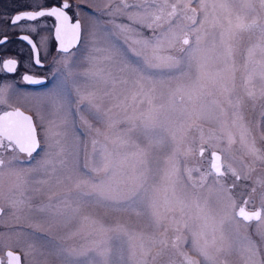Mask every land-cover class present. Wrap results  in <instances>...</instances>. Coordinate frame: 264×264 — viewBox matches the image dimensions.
<instances>
[{"label":"snow or ice","instance_id":"snow-or-ice-1","mask_svg":"<svg viewBox=\"0 0 264 264\" xmlns=\"http://www.w3.org/2000/svg\"><path fill=\"white\" fill-rule=\"evenodd\" d=\"M198 7H192L193 0H141V2L128 3L127 0H121L123 8H117L116 11L125 15L130 23L107 22L111 27L104 25L101 27L103 33L98 37L93 33L92 45L89 55L86 57L88 67L82 72L75 71L76 62L73 59L75 53H70L69 49L80 41L81 24L70 23L69 16L65 9L71 5L68 0H64L60 7H50L47 11H23L14 16L11 20L13 25L22 20L33 21L37 17L51 16L55 17L56 38L60 41V49L68 53V58L63 63L64 71L53 80L52 87L45 93L43 101L57 112L64 109L71 95L69 90V81H71L79 97L78 114L87 112L97 120H102L109 129L114 128L116 121L109 116L111 109L101 112L98 99L107 96L116 100L117 107L123 106L127 111L125 101L129 99L124 96L120 99V87H131V100L136 103H144L147 99L149 108L146 111H139L133 108V115L126 116V122L129 124L128 133L132 135H119L112 140L113 149L109 151L107 146H102L101 152L102 164L93 167L90 173H83L89 178L78 179L74 183V198L80 202H94L116 211H132L140 215L141 209L145 207V184L147 182V173L150 171V164L154 153L162 149L168 138L175 140V132L171 131L166 124L167 114L164 111L165 105H154L153 99L157 95L158 89L161 98L164 97L163 89L167 82L183 76L191 68L195 61L203 67L202 61L206 60L208 52H214L216 59L222 67L216 74L219 77L218 83L221 88V95L224 101L213 100V113H218L216 118L220 120L221 128L227 135L229 145L237 143L236 135L232 129L239 133V143L252 156L264 161V150L257 147L255 139L249 142L248 137L251 130L245 125L239 123L243 120L240 115V108L244 103V96L238 92L236 83V73L239 66L234 58L238 50L239 41L242 33L259 32L258 42L247 48V58L243 64L246 73L243 80V87L247 97H254L255 93L251 90L254 77L259 76L262 84L260 96L264 97V59L253 64V57L259 51L264 58V0H195ZM198 13L200 18L198 19ZM165 24L167 27L165 28ZM139 25L140 27H136ZM153 30L151 36H145L142 28ZM156 29H160L157 34ZM189 34L195 36V43L190 44ZM218 36V41H217ZM211 38V48L207 47L206 38ZM7 39V37H5ZM28 40L27 36L22 37ZM122 41V43H121ZM4 41L0 40V44ZM31 44V40H28ZM179 47L182 53L180 56L173 55V51ZM187 46V47H185ZM35 47V45H33ZM39 64V59L36 60ZM249 64L253 67L249 71ZM17 61L8 59L3 62V68L8 72L16 70ZM84 77V89L81 88L79 77ZM24 80L29 83H43L40 80H34L31 76H24ZM196 87H203L198 77L193 90ZM178 88L176 91H179ZM176 91H169V99L176 95ZM192 98V91L187 93ZM6 91L0 89V103H5ZM227 104L232 109L231 126H228V113L224 108ZM83 120L84 117L81 116ZM87 121H85L86 123ZM97 132L99 130L97 129ZM108 139V137H106ZM4 141L8 146L18 148L21 153H27L32 157L33 153L39 148V142L36 136V127L31 116L16 109L14 111H4L0 114V147L4 146ZM95 146L96 141H93ZM55 156L62 157L64 149L57 140ZM133 151H128V149ZM95 151V147H94ZM204 149L201 148L200 154L203 155ZM51 156V154H50ZM169 159H171L169 157ZM220 156L216 152L212 153L211 169L207 175H201L199 187H204L209 176L213 177L219 184L220 177L225 175L222 171ZM59 164L65 165V160L60 159ZM49 166L50 169H49ZM42 167L49 173V178H54L56 183H63L64 180H72L71 170L66 173L57 172L56 163L51 158L46 159ZM66 167V165H65ZM5 161L0 159V176H3ZM8 169L10 174L15 175L21 184L26 185L28 179L21 172L15 171L12 162H9ZM179 169L173 164L170 171H165L163 179L171 187L173 196L176 194V185L178 179H173ZM198 171V170H197ZM237 179H240L235 170L228 167ZM103 173V175H101ZM191 180V170L188 172ZM46 183L47 181H42ZM197 185L193 184V187ZM17 187H20L18 184ZM211 190V189H210ZM218 191H227L226 203L224 205V215L219 218L211 217V224L207 215L197 214L194 218L195 227L186 220H174L176 228L175 235L169 237L168 229L165 228L162 237L158 243L162 247V253L170 248L175 250V254L182 258V264H221L219 255L224 251L231 250V243L225 235V224L237 222V217L245 222L256 221L264 224V197L259 209L248 211L245 207L237 205L235 198L230 190L223 187ZM256 191L255 188L252 189ZM167 202V198H166ZM15 204H25L24 200L14 201ZM207 201H205V204ZM175 204L184 215L185 208L194 206L199 212H203L200 198L194 196L190 203L176 198ZM247 205L248 201L245 200ZM50 216L55 219L63 215L59 206L49 204ZM151 215L159 223V213L155 201L151 205ZM238 208V211L236 209ZM231 209V214H229ZM167 211H173L174 208L168 207ZM3 210L0 209V212ZM39 211H44L40 208ZM193 217L189 216V220ZM203 221L200 223V221ZM187 230L191 236L190 248L195 256L190 255L184 250V245L189 244L188 237L184 235ZM101 234L107 236L109 231H119V229H109L100 227ZM209 235L211 239H209ZM119 239V236L116 237ZM140 248L143 255H147L145 250L144 237L141 236ZM151 239V238H150ZM264 239V238H262ZM153 243L157 241H152ZM34 247V245H30ZM42 250L47 251L49 255H55L61 264H123L124 256L122 251L114 252L113 245L105 241L102 245L92 248L77 250L75 248L65 249L53 242L46 241L41 245ZM246 253L245 264H264V254L261 252L260 245L248 240L243 247ZM6 260L0 259V264H21V256L14 251L6 252ZM25 257L28 253H24ZM134 255V253H133ZM196 257H199L197 259ZM155 259V257H153ZM140 264H147L141 261Z\"/></svg>","mask_w":264,"mask_h":264},{"label":"rangeland","instance_id":"rangeland-1","mask_svg":"<svg viewBox=\"0 0 264 264\" xmlns=\"http://www.w3.org/2000/svg\"><path fill=\"white\" fill-rule=\"evenodd\" d=\"M94 2L98 4V12L89 15L90 22L86 32V40L88 41L86 46L90 44V47L94 32L100 37L103 35L102 26L111 27L107 22L130 23L125 15L116 11L117 8H123L121 0H94ZM127 2L135 3L141 2V0H127ZM192 7H198L195 0H193ZM5 13L3 10L0 11L2 30L5 29L4 19L7 16ZM197 18H200L199 13ZM136 27L139 28L140 26L137 25ZM141 30L145 36L153 34L152 29L145 27ZM159 31L160 29H156L157 34ZM258 36V31L242 33L234 58L239 66L236 73L238 92L244 96V103L239 110L243 120L239 123L251 130V135L248 137L249 142L254 138L257 147L264 150V97L260 96L262 82L259 76L254 77L251 90L255 95L252 98L247 97L243 87L246 73L242 66L247 58V48L258 42ZM189 40L190 44H194L195 36L189 34ZM206 40L207 47L211 48V38H206ZM86 46L84 44L82 47V61L77 69L78 73H82L88 67L84 53ZM179 47L178 45L173 51V55H182ZM261 59L264 58L257 51V54L253 57V64ZM202 63L203 67L194 61L185 75L167 82L166 87L163 89V98L160 97V90L158 89L157 95L153 99L154 105H165L166 124L171 131L175 132L176 138L172 140L169 137L166 145L154 153L145 184V207L141 209L140 215L132 211H116L94 202H80L74 198L72 193L74 192L76 180L89 178L84 176L83 173H90L93 177L95 176L91 170L93 167L102 164V146L106 145L107 149L111 151L113 149L112 140L115 139L117 134L136 135L135 133H128L127 130L130 126L125 118L133 115V108H136L137 113L146 111L149 108L147 99L142 104L134 103L131 100V87L121 86L120 99L123 100L124 96L129 97L125 101L128 106L127 111H125L123 106H116V100L100 93L102 98L98 99L97 102L100 104L101 112L110 108L109 116L117 122L115 127L111 129L102 120L93 118L97 127L90 124L92 117L87 116V120L85 118L82 120L81 116H84V113L87 112L78 114V101L74 100V96L70 95L68 97L64 109L59 112L52 109L43 100L34 99L31 106L36 112L39 123L43 125L45 148L39 154V160L33 165L21 164L12 158L9 159L8 156L6 157L4 174L0 176V201H6L11 206V213L6 219V223L24 220L23 226L26 229L12 228L0 231V246L12 245L21 248L23 264H61V261L55 255H49L47 251L42 250L41 245L46 241L53 242L65 249L75 248L78 251L102 245L107 241L113 245L114 252H123V264H140L141 261H146L147 264H182V258L175 254V250L170 248L171 240H169V249L163 253L162 247L158 243L165 228L168 229L167 235L170 238L175 235L176 224L174 220H186L195 227L196 221L194 218L197 214L207 215L210 224L211 217L219 218L224 215V205L227 202L228 192L218 191L221 187L230 190L238 207L243 206L251 209L257 205H262V197H264V161L255 158L241 146L239 133L234 128L232 131L236 135L237 143L228 144L227 135L221 128L220 120L216 118L218 113L210 111L213 100L224 101L220 85L213 83L214 80H219L216 74L222 65L216 59L214 52H208L206 60ZM253 64H249V71ZM198 77L203 87H196L193 90V85ZM79 81L83 90L84 77L80 76ZM178 88L180 90L176 91ZM169 91H176V95L171 99L168 96ZM189 91H192V98L187 95ZM223 106L228 115L220 119H227L230 127L233 110L227 104ZM85 121L87 122L85 123ZM97 129L99 132H97ZM80 131L89 132L87 139H85V135L79 134ZM57 140L64 149L62 157L55 156ZM93 141H96L95 146ZM201 148L204 149L203 155L200 154ZM128 151H133V149L130 148ZM217 151L222 153L225 175L220 177L219 184L215 182L213 177L209 176L204 187H199L201 175H207L212 171V153ZM49 158L56 163L58 174L71 170L72 180H64L63 183L58 184L54 178L50 179L49 173L42 167L44 161ZM60 159L65 160L66 167L58 163ZM9 162H12L15 171L21 172L27 177L28 183L26 185L21 184L15 175L10 174ZM173 164L179 169L177 175L173 177V179H178L175 197L172 194L171 187L163 179L165 171H170ZM229 166L235 170L240 179H237L231 171H227ZM189 170H191V180L188 176ZM18 184L20 187H17ZM193 184L197 186L193 187ZM253 188L256 189L255 192L252 191ZM194 196L200 198L203 212H199L198 209L192 206L185 208L184 215H182L179 206L175 204L176 198L190 203ZM20 200H24L26 203L14 205V201ZM245 200L248 201L247 205L244 204ZM153 201H155L159 213V223L151 215V208L148 207ZM205 201H207L206 204ZM49 204L59 206L63 215L52 219L49 209L46 207ZM168 207H172L174 210L167 211ZM40 208H44V211H39ZM228 211L231 214V209ZM236 211H238V208ZM189 216L193 219L189 220ZM237 220H239V223L233 221L226 223L224 226L225 235L232 247L231 250L224 251L219 255L221 264H245L244 245L247 244L249 239L257 244V240L252 239V235L255 233L252 231L257 228H264V224L259 225L256 223L253 226L239 217H237ZM26 221L33 226L31 231L27 230ZM202 222L201 220L200 223ZM101 226L109 229H119V231H109L105 236L99 230ZM184 235L189 240V244L183 246L184 250L195 256L190 248L191 236L186 229ZM117 236H119L118 240L116 239ZM141 236L145 238V250L148 251L146 256L143 255L139 246ZM208 238L211 239V236L209 235ZM153 240L157 242L153 243ZM30 245H34V247H30ZM25 252L28 253L27 257L24 255ZM261 252L264 254V248L261 249ZM196 258L199 259V257Z\"/></svg>","mask_w":264,"mask_h":264},{"label":"flooded vegetation","instance_id":"flooded-vegetation-1","mask_svg":"<svg viewBox=\"0 0 264 264\" xmlns=\"http://www.w3.org/2000/svg\"><path fill=\"white\" fill-rule=\"evenodd\" d=\"M64 0H0V11L6 12L7 15L4 19L5 29L2 30L0 24V40L4 42L0 44V89H5V103H0V114L4 111H14L19 109L26 115L31 116L36 127V136L39 142V148L33 153L32 157H29L27 153H21L18 148L9 147L8 142L4 141V146L0 147V159L6 160L14 159L18 163L33 165L39 160V154L45 148V138L43 125L39 123L36 112L31 106V102L34 99L40 101L43 100L45 93L52 87L53 80L56 76L60 75L63 69V63L68 58V53H64L60 49V42L56 38V25L57 21L55 17L44 16L37 17L36 20H22L13 25L11 20L14 16L23 11H47L50 7L62 6ZM71 5L69 9H65L69 16L70 23L74 24L77 20L81 24L80 41L69 49L70 53H75L73 59L76 62L75 71L82 61V47L86 46L88 41L87 26L90 22L89 15L96 14L98 12V4L94 0H68ZM114 5V1H113ZM27 36L28 40H31V44L28 40L22 39ZM7 37V39H5ZM35 45V47H33ZM90 44L85 47V56L89 55ZM8 59H15L17 61L16 70L14 72H8L3 68V62ZM39 59L40 63L37 64L36 60ZM31 76L34 80L43 81V83H29L24 80V76ZM72 83L69 81V90L71 96H74V100L78 101L79 97L72 88ZM90 119V124L96 126V122L93 120V116L89 113H84V118ZM97 127V126H96ZM80 135H85L87 139L89 132L80 131ZM37 158L35 159V157ZM9 165V163H8ZM224 171V168L223 170ZM261 207L257 205L251 209L246 208L248 211L257 210ZM0 231L9 230L12 228L23 229L24 220L7 222L9 214L11 213V206L6 201H0ZM245 222V221H244ZM250 225H255L256 221L246 222ZM27 230L31 231L33 226L26 221ZM261 225V224H259ZM255 232L253 240H257V245H260L261 249L264 248V228H257L253 230ZM21 250V248L5 245L0 246V259L6 260V252L8 250Z\"/></svg>","mask_w":264,"mask_h":264},{"label":"water","instance_id":"water-1","mask_svg":"<svg viewBox=\"0 0 264 264\" xmlns=\"http://www.w3.org/2000/svg\"><path fill=\"white\" fill-rule=\"evenodd\" d=\"M59 42H60V41H59ZM216 153H217V155L220 156V158H221L220 163H221V165H222V154H221V152H219V151H217ZM17 254H19V253H17ZM19 255H20V254H19ZM20 256H21V255H20ZM21 264H22V259H21Z\"/></svg>","mask_w":264,"mask_h":264}]
</instances>
